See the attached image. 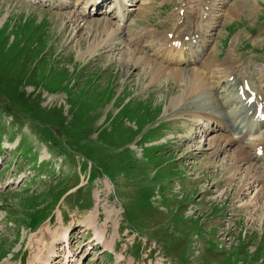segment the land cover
<instances>
[{"label": "rangeland", "instance_id": "374dc122", "mask_svg": "<svg viewBox=\"0 0 264 264\" xmlns=\"http://www.w3.org/2000/svg\"><path fill=\"white\" fill-rule=\"evenodd\" d=\"M138 1L135 10L146 6L147 14L136 23L138 12L132 15L121 47L91 53L105 38L85 29L76 38L65 35L67 20L59 18L76 14L80 27L97 18L83 16V0H61L65 6L57 8L55 1L0 0V81L12 87L19 81L25 100L41 109L31 117L7 108L0 92V264H30L41 251L47 255L65 229L72 255L66 260L60 242L55 264H264V192L258 191L264 160H251L254 149L245 146L247 162L232 160L227 149L213 158L206 140L217 132L198 134L209 103L186 96L183 77L151 83L145 64L131 66L125 57L133 52L167 72L181 69L173 65L177 59L159 53L163 37L177 31L178 37L199 36L204 27L211 33L201 43L206 49L210 41L209 50L184 68L186 79L195 69L206 77L227 56L231 69L234 58H245L264 91L256 67L257 61L264 67V0H214V12L202 8V0ZM202 12L212 15L202 18ZM214 72L216 85L222 74ZM211 100L208 108L223 106ZM90 220L115 242L113 250L90 242L94 230L83 228Z\"/></svg>", "mask_w": 264, "mask_h": 264}, {"label": "bare ground", "instance_id": "6f19581e", "mask_svg": "<svg viewBox=\"0 0 264 264\" xmlns=\"http://www.w3.org/2000/svg\"><path fill=\"white\" fill-rule=\"evenodd\" d=\"M35 1H38V3L49 4V6L53 2V0H35ZM54 1L57 2L56 8L59 6V4H61V7L65 6L64 5V3H65L64 1H63L64 3L60 2L61 0H54ZM76 1H77L76 2V4H77L79 2V0H76ZM97 1L98 0H87V5L92 4L94 6V5H96L95 2H97ZM108 1L109 0H105L103 2V4H106ZM115 1L118 4L114 8L112 6L106 13L102 11V6H100V7L97 8V12L95 14L89 12L88 16H87L86 15L87 11L85 10L86 9V7H85L84 11H83L84 12L83 13L84 17L89 18V17L97 16L98 19L95 17L94 20H92L90 22H85L83 27H80L79 16H77L76 14L69 13V14H66V15H59V18L61 20H63V21L67 20V23L66 24L64 23L65 27H64L63 32L65 33V35L74 36L75 38L80 36L79 33L83 29H85V32L87 31V35L88 36H89V33H92L93 35L96 33V35H95L96 38L95 39L99 38V36L102 35L103 38H105V39L102 40L100 44H99L100 41L97 43V45L99 44L97 49L95 48L96 46H94V48L90 47L91 49L90 48L89 49L91 50V53L100 50V47H106L107 48L108 46H114V49L120 48L121 46H118V45L119 44L122 45L125 42V36H127V34L123 35L124 30H125V29L123 30V27L125 26L124 22L126 20L129 21V17L130 18L133 17L132 15L134 13L138 12V14L136 15V20H135V23H136L137 20L141 19V17L146 13L148 8L146 6H144L141 10H135V9L132 8V10H129L128 12H126V10L124 9V6H125L124 0H115ZM220 1H225V0H220ZM128 2H131V4L135 3L134 0H130ZM220 4L221 5L225 4V2H222V3L219 2L217 4V6H219ZM70 6L71 7H75L73 5H70ZM133 6H135V5H133ZM214 6H215L214 4H211L207 0H202V8L205 9V8L208 7L209 11H212V12H214V10L218 11L219 8L217 7L216 9H214ZM67 7H69V5H66V8ZM114 11H116V12H114ZM119 12L121 13L120 15H119ZM100 15H104V17H106V18L99 19ZM211 15H212V13L211 14H207V13H203L202 12V18H203V16H205L206 19H207V17H209ZM114 19H116V25L113 23ZM84 21H85V19H83V22ZM85 25H86V27L84 28ZM200 32L203 33L201 35H205V34H207L209 32L211 33V31H209L208 29H206L204 27L201 29ZM144 34L145 33H143V35H142L143 37H144ZM168 35H170V34H168ZM196 35H198V34H196ZM102 36H101V38H102ZM186 36H188L187 33H186ZM188 38L189 37H185V34H181L178 37V39H177L178 46L177 47L172 46L173 42H175V41L170 42V45H171L170 49L167 50V52L177 51V52H180V53H184V58L185 59L182 61V63H184V65H186V66H190V65H192L195 62V59L192 58V53L188 52V51H191L189 42L192 40V39L191 40L189 39L190 41H188ZM121 39H124V40H121ZM163 39L164 40H162V41L164 42V45H165L169 41V36H165V38L163 37ZM142 40H143V38H142ZM204 40H206V39H204ZM204 40H200V41L197 42V43L200 44V45H198V48L203 47L202 43L204 42ZM111 41H112V43L110 44ZM119 41H120V43H119ZM115 42H117V43H115ZM138 42L139 41H137V43ZM83 43L86 44V42H84V41H83ZM127 43H128V41H127ZM115 44H117V45H115ZM125 45H127V44H125ZM124 47H126V46H124ZM194 47H196V46L194 45ZM198 48H197V51H196L197 53H199L198 52ZM159 53H161V52H159ZM132 54H133V52H130V54L126 53L127 56H125V54H124V56L126 57L128 63L131 64V66H137V64H141V63H142V65L145 64L144 66H146V67H145V72L144 73H145L146 77H150L151 78V83L156 82L157 80H161L164 76L165 77L168 76L169 79H171V78L178 79L180 77H183L185 79L184 81L186 83V88H185L186 91H187L186 94H185L186 96L189 97V95H191V94L192 95H196L197 94L194 97L196 101L199 100V102H204V106L206 104H208V103H209L208 107H210L209 105H212L211 104V101H212L211 98H215V97H214V95L212 96V93L210 92V89H209V86H210L211 83H210L209 79H207V76L205 77L204 73L201 72V69L191 70L190 71L191 72L190 76L188 77V79H186L187 71L185 69H182V68L181 69L180 68H176L175 69V67H174L173 69H170L169 72H167L169 70V67H164V66H161L159 64H155L154 61H152L147 56L143 60H141V59L140 60H136L137 58L134 59ZM167 63L169 64V62H167ZM213 64L215 65V63H213ZM151 65H152V68H150V70H149V68L147 66H151ZM214 65H212V66H214ZM209 68H211L210 65H208L207 67L204 66L202 69L207 70ZM148 70H149V72H148ZM183 78H182V80H183ZM230 80H231V82H230ZM230 80L227 81V82L225 81V82L227 84H231L232 83L231 84V88L234 87V89H232V92H233L232 97H230L229 101L226 103L225 108H226V106L230 107V106L234 105V101H235V105H238V109H235L233 107L232 111L235 110V112L239 113V116L242 117L241 118V122H240L241 126H239V132H238L239 136L236 138L232 133H230L228 128L225 126V124L219 118H217V116L215 115L216 111L220 109L219 107L216 106V104H219V103H217L219 101L215 102V106L216 107L208 108L207 106H205V108L203 110L204 111L203 114L205 115V117L203 119H201V121H199L200 122L199 124H201L202 120L204 121L203 124L205 125V128H204L205 135L210 134V133L215 132V131L216 132H220V131L223 132V133L222 132L221 133L224 135V137L222 136L221 139H220V137H216L218 135H215V136H212V138L206 140L208 143H210L211 147H213V150H214L213 152L211 151V148L209 149L211 151V156L213 158L218 157L220 154H223L222 151L227 149L229 154H230L229 156L232 158V160L237 159V161L239 163L240 162H247V161H249V154L247 153V151H245L244 148L237 147L236 151L234 150L233 154H232V149H233L234 146H237L238 143L241 144V142L244 143L243 146L248 148V145H249V142H250L253 147H257L256 150H255L254 158H259V154H258L259 150H263L264 151V146L261 147L262 143H260L261 141L264 140V120L257 119L255 117V115L258 112L259 105L262 104L260 102V100H262V97H261V95H259V96L257 95L256 96V98L259 97V99H257V101H255V103L253 104L254 110H253L252 114H250V116H249L248 112L245 110V109H247V106H245V102H243L241 100V98L237 95V92H234L236 87L239 88L241 86L240 85L241 83L239 81L235 80L234 78H233V80L232 79H230ZM184 93H185V91H184ZM188 97H186V98H188ZM175 100L176 99H172L171 104H169L170 108H171L172 105L175 104L174 103ZM180 101H181V98H180L179 102ZM252 109L253 108L251 107L248 110L251 111ZM263 112H264V107H263V110H262L261 114H263ZM197 118H199V117H197ZM255 141L259 142L260 144L256 145ZM229 149H230V151H229ZM263 155H264V152H263ZM230 157H229V159H230ZM253 172H255L254 168L253 167H249L246 170L245 173H248V175H252ZM250 177H249V179H250ZM245 190H247V188H245ZM261 190H262V192H264V188H263V189L258 190L259 193H262V192H260ZM89 218L92 219V217H89ZM83 228L85 230L93 229L96 241H98L99 243L102 242L103 243V247L110 248V249L113 250V244L115 242L114 241L113 242L112 241L111 242H107L105 231L98 229L97 222L95 220L94 221L90 220L89 222H84ZM46 229H47L46 230L47 232H50V228L49 227H46ZM69 233H70V231L68 229H65L63 231V234L58 239V242L54 241L50 245L49 252H48L47 255L44 254L43 251L40 252V256L37 255L38 259H36V260L39 262V264H53L54 263L53 261L55 260V258H53V257L56 256L58 254V252H59V251H57V245L60 242L61 243H64L66 241L70 242L71 234H69ZM43 238H44V244H45L46 233L43 235ZM117 257H118V260L123 259V254L122 255H118ZM36 260H33L32 263L36 264Z\"/></svg>", "mask_w": 264, "mask_h": 264}, {"label": "trees", "instance_id": "16d2710c", "mask_svg": "<svg viewBox=\"0 0 264 264\" xmlns=\"http://www.w3.org/2000/svg\"><path fill=\"white\" fill-rule=\"evenodd\" d=\"M1 78H4L2 75L0 76ZM12 81L10 82L7 81H0V92H2L1 94L4 96V98H7V102L9 103L8 106H6L7 108H10L9 105L11 106V108H22L23 110H26L27 114H29L31 117H35L38 115V112L41 110L39 107L35 108V107H31L29 105V103L25 100V96L22 95V93L20 92V88L22 87L21 83L19 81H16L12 87L11 85ZM21 93V94H20ZM10 108V109H11ZM14 111V110H13ZM91 180V178H90Z\"/></svg>", "mask_w": 264, "mask_h": 264}]
</instances>
